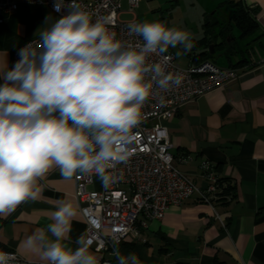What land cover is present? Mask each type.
Wrapping results in <instances>:
<instances>
[{
  "label": "clouds",
  "instance_id": "1",
  "mask_svg": "<svg viewBox=\"0 0 264 264\" xmlns=\"http://www.w3.org/2000/svg\"><path fill=\"white\" fill-rule=\"evenodd\" d=\"M53 11L59 18L45 16L38 39L16 50L11 68L6 61L0 69V216L37 199L39 181L54 168L65 179L95 175L105 188L121 180L117 165L130 155L125 141L154 87L183 82L182 74L167 71L169 48L181 46L179 56L194 46L187 31L160 21L130 23V39H118L109 28L111 16L94 18L80 0H53ZM78 209L59 201L53 223L21 247L47 264H100L90 251L89 227L75 249L66 243ZM111 245L116 264H141L135 253H121L118 237ZM16 260L15 253L0 250V264Z\"/></svg>",
  "mask_w": 264,
  "mask_h": 264
},
{
  "label": "crops",
  "instance_id": "2",
  "mask_svg": "<svg viewBox=\"0 0 264 264\" xmlns=\"http://www.w3.org/2000/svg\"><path fill=\"white\" fill-rule=\"evenodd\" d=\"M235 1L251 13L256 31L242 39L238 30L230 26L226 45L216 47L215 51L212 43L205 45L202 40L204 22L214 19L218 23L212 35L216 43L221 42L219 27L231 21L230 2ZM225 7L231 9L228 14L220 13ZM133 12L137 22L145 15H165L170 27L190 34L194 46L185 57L176 56L169 48L178 66L197 63L208 52L214 53L210 59L224 68L228 63L223 53L230 50L231 60L243 59L249 70L240 79L188 101L173 117L163 121L175 166L199 189H204L207 180L199 166L208 161L217 180L228 181L234 187V196H220L218 192L210 198V204L195 193L182 204L169 206L162 219L148 222L138 240L119 244L121 253H135L141 264H213L215 258L226 264H264V0H139ZM49 15L53 19L60 16L44 4L20 3L15 12L4 18L0 23V69L6 61L10 66L16 47L38 38V31L47 26L44 18ZM223 15L227 17L220 18ZM119 17H132L127 0H121ZM186 155L190 159L181 162L180 157ZM93 179L88 189H99L100 180L96 176ZM39 184L43 190L37 199L28 200L2 216L0 250L15 251L24 259L47 263L21 247V242L38 229L47 230L59 201L78 203L73 177L65 179L59 169L50 170ZM85 228L78 209L66 243L75 249ZM90 251L100 256L92 248ZM105 257L116 264L112 255Z\"/></svg>",
  "mask_w": 264,
  "mask_h": 264
},
{
  "label": "built area",
  "instance_id": "3",
  "mask_svg": "<svg viewBox=\"0 0 264 264\" xmlns=\"http://www.w3.org/2000/svg\"><path fill=\"white\" fill-rule=\"evenodd\" d=\"M80 2L96 14L94 18L111 16L110 30L117 33L118 39H130L127 26L133 22L138 23L133 10L139 0H127L132 17L126 20L119 17L121 0ZM20 3L44 4L53 11V0H0V23L7 15L15 12ZM37 39V37L28 39L14 49L9 68L18 59L16 50ZM168 54L171 60L167 71L182 74L183 82L180 86H173L168 90L154 87L142 108L140 123L132 130L131 138L125 141L130 149V155L117 165L122 179L107 188L102 187L100 182L99 189H88V186L94 183L95 175L73 176L74 197L85 227H89V234L93 238L92 249L100 254V264H111L105 255H112V236L119 238V244L136 241L141 231L147 228L148 222L152 219H162L169 206L180 205L195 193H198L202 201L211 204L210 198L215 197L221 188L208 161H202L199 166L207 180L204 189H199L187 174L175 166L163 121L173 117L188 101L240 79L249 68L246 66L222 68L210 60L189 63L181 67L175 64L173 54L171 52ZM189 159L190 156L186 155L179 160L185 162ZM1 220L2 216L0 222ZM91 220H95L98 226L92 228L88 224ZM3 251L16 254L17 260L14 264H47L24 259L15 251Z\"/></svg>",
  "mask_w": 264,
  "mask_h": 264
},
{
  "label": "trees",
  "instance_id": "4",
  "mask_svg": "<svg viewBox=\"0 0 264 264\" xmlns=\"http://www.w3.org/2000/svg\"><path fill=\"white\" fill-rule=\"evenodd\" d=\"M230 3L232 5V13L230 16V20H231L230 22L232 25L229 22L219 27L218 35L221 36V42L216 43L215 35H212L213 27L216 26L218 23L214 21V19H208L204 22V37L202 38V40L205 43V45H207L208 43H212L214 45V50L216 49V47L221 48L226 45L225 38H226V35H230V26L235 27L238 30L239 37L242 39L253 35L256 31L257 24L255 20L252 18L251 13L247 11L244 7H242L239 1L230 2ZM226 49H229V48H226ZM213 54L214 53L209 55L208 52L203 53V56L205 57L199 59L197 63L202 62L204 60H210L213 62V60L210 59V57ZM223 56L226 62L228 63L227 67L244 66L243 59L237 60L235 62L231 60L230 50H227V51L225 50L223 53ZM223 182L225 183V186H223ZM218 183H219V186L221 187L219 191L220 196H226V195L234 196V192H233L234 187H232V185L228 181L218 180ZM175 264H188V263L178 262ZM213 264H226V263L215 258L213 260Z\"/></svg>",
  "mask_w": 264,
  "mask_h": 264
},
{
  "label": "rangeland",
  "instance_id": "5",
  "mask_svg": "<svg viewBox=\"0 0 264 264\" xmlns=\"http://www.w3.org/2000/svg\"><path fill=\"white\" fill-rule=\"evenodd\" d=\"M228 9L229 10H231L230 8H228V7H225V8H223L221 11H220V13H222V14H228ZM227 16H225V15H223V16H220V18H226ZM154 21H160V22H164V23H166L169 27H170V25H172V24H170V22H169V19H167V17L165 16V15H163V17L161 16V15H157V14H155V15H145L144 17H143V19H139V21H138V23H142V22H154ZM173 49V51H174V53H175V55L176 56H178L177 55V52H181V53H183L182 52V48H172ZM175 49V50H174ZM178 57H185V55L184 54H182V55H179ZM219 62V65L220 64H222L221 63V61H218ZM176 63L178 64V61H176Z\"/></svg>",
  "mask_w": 264,
  "mask_h": 264
},
{
  "label": "water",
  "instance_id": "6",
  "mask_svg": "<svg viewBox=\"0 0 264 264\" xmlns=\"http://www.w3.org/2000/svg\"><path fill=\"white\" fill-rule=\"evenodd\" d=\"M209 51H210V52H212V51H213V47H212V45H211V44L209 45Z\"/></svg>",
  "mask_w": 264,
  "mask_h": 264
}]
</instances>
